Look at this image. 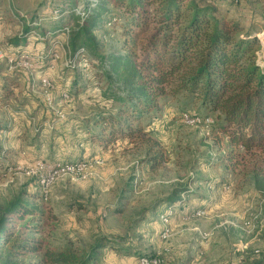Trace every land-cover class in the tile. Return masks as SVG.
<instances>
[{"label": "rangeland", "instance_id": "374dc122", "mask_svg": "<svg viewBox=\"0 0 264 264\" xmlns=\"http://www.w3.org/2000/svg\"><path fill=\"white\" fill-rule=\"evenodd\" d=\"M53 1L0 0V155L9 165L0 169V215L20 197L45 214L28 228L23 225L30 216L11 218L9 227L53 249L89 250L106 235L154 255L161 264H257L264 257V175L255 173L260 163L255 157L247 155L235 167L222 161L230 146L216 114L183 97H166L143 122L152 139L148 143L119 139L116 148L95 155L102 146L91 148L73 138L75 132L82 134L86 119L115 113L117 106L88 70L93 54L89 61L79 60L69 48L68 28L54 31L60 16ZM78 1L83 12V0ZM218 2L207 1L246 31L258 33L264 44L263 4ZM100 25L95 36L105 43L102 55L116 54L123 30ZM33 26H42L47 35L29 30ZM78 74L86 85L76 96L71 86ZM45 78L50 87L43 84ZM11 81L17 82L11 85L14 92L4 99L2 85ZM196 117L202 121L190 122ZM207 118L212 121H203ZM83 151L92 164L86 178L62 170ZM161 151L166 156L162 165L152 168L145 162ZM96 156L102 164L93 163ZM171 200L178 202L164 218L160 213ZM52 212L57 220L50 217ZM163 229L169 231L167 239ZM200 232L210 238L203 239ZM102 251L100 264H142L135 252ZM13 261L41 264V256L0 251V264Z\"/></svg>", "mask_w": 264, "mask_h": 264}, {"label": "trees", "instance_id": "16d2710c", "mask_svg": "<svg viewBox=\"0 0 264 264\" xmlns=\"http://www.w3.org/2000/svg\"><path fill=\"white\" fill-rule=\"evenodd\" d=\"M207 1L83 0L84 11L80 12L78 0H54L52 6L60 16L54 31L68 28L69 48L73 56L82 57L79 60L89 61V54H93L88 70L92 69L98 84L117 106L115 113H99L90 119L98 132L89 130V140L101 145L125 138L148 143L152 139L143 126L144 120L160 108L163 98L183 97L221 120L220 131L230 146L221 156L223 162L235 167L245 156L255 157L260 162L255 173L264 175V44L258 33L246 31L240 21ZM255 1L264 5V0ZM219 3L232 4L234 0ZM102 23L123 30L121 45L114 55H102L105 43L95 36ZM42 28L33 26L29 30H39L46 36L47 31ZM81 78L78 74L72 81V95L84 90L86 84ZM16 84L11 81L2 85L4 99L13 94L11 85ZM153 143L159 147L158 141ZM84 159L88 160H81ZM165 160L161 151L145 162L157 168ZM7 164L5 156L0 155V169L7 168ZM177 202L166 203V210L160 214ZM27 215L30 217L25 228L45 217L21 197L0 215V249L9 250L11 256L40 254L41 264H100L102 250L109 248L128 256L135 252L140 259L155 257L126 248L106 235L89 250L53 249L9 227L11 218L26 220ZM50 217L58 218L53 212ZM257 264H264V257Z\"/></svg>", "mask_w": 264, "mask_h": 264}, {"label": "built area", "instance_id": "2783aa9c", "mask_svg": "<svg viewBox=\"0 0 264 264\" xmlns=\"http://www.w3.org/2000/svg\"><path fill=\"white\" fill-rule=\"evenodd\" d=\"M2 56H3V51L0 50V57H2ZM20 56H25V54H20ZM45 58H46V55L45 56L42 55L41 57H39V59H41V60H43ZM12 60L13 59H11L10 61L12 62ZM43 84L47 87H50L51 81L49 79L45 78V79H43ZM201 121H202V119L200 117H196V118L192 119L190 122L196 123V122H201ZM203 121L211 122L212 120L210 118H207V119H203ZM93 163L99 165V164H102V160L98 157H95ZM91 166H92V164L88 160L79 159V160H76L73 162L64 163L62 170L66 171L67 173L73 174L74 177L77 175V177L86 178L87 177V171L89 170V168ZM74 179H76V178H74ZM42 182H45V181L43 180ZM198 214H201V213L199 212ZM162 217L166 218V217H168V214H166V212H165L164 214H162ZM161 235H162V238L167 239V237L169 236L168 229H163ZM200 235L203 239H209L210 238V235L208 233L200 232ZM256 252H259V251H256ZM141 263L142 264H161V260L158 258H155V257L152 259L142 258Z\"/></svg>", "mask_w": 264, "mask_h": 264}, {"label": "crops", "instance_id": "0c3cea01", "mask_svg": "<svg viewBox=\"0 0 264 264\" xmlns=\"http://www.w3.org/2000/svg\"><path fill=\"white\" fill-rule=\"evenodd\" d=\"M57 26V25H56ZM45 72H48V71H45ZM81 93V92H80ZM80 95V94H79ZM77 96V95H76ZM94 118V117H93ZM86 121V125H85V122H84V125H85V128H84V131L82 132V134L81 133H78V132H75V136L73 137L74 139H76L77 137L78 138H80V142H81V144H83L84 146H88V147H91V145L93 146V147H96L97 145H99V146H102L101 148H100V151L98 150V151H93V153H102L104 150H106V149H108V148H116V142L118 141H116V142H114V143H111V144H107V145H101V144H99L98 142H93V141H91V140H89V135H88V131L89 130H94L95 132H98V131H96L95 129H92V127H96V126H94L93 124H90V119L88 120V119H86L85 120ZM126 139V138H125ZM130 141V140H129ZM92 148V147H91ZM85 151V150H84ZM80 152L79 154H77V155H74L73 157H71V159L70 160H72V161H75V160H79V159H83V158H88L89 157V155L90 154H86V152ZM86 151H88L87 150V148H86ZM95 153V155H97ZM96 157H99V156H96ZM108 172V171H107ZM107 172H104L103 174L104 175H106L107 174Z\"/></svg>", "mask_w": 264, "mask_h": 264}]
</instances>
